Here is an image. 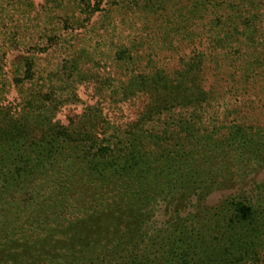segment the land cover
Returning <instances> with one entry per match:
<instances>
[{
    "label": "trees",
    "instance_id": "obj_1",
    "mask_svg": "<svg viewBox=\"0 0 264 264\" xmlns=\"http://www.w3.org/2000/svg\"><path fill=\"white\" fill-rule=\"evenodd\" d=\"M8 1L0 264H264V125L202 126L264 79V0Z\"/></svg>",
    "mask_w": 264,
    "mask_h": 264
},
{
    "label": "rangeland",
    "instance_id": "obj_2",
    "mask_svg": "<svg viewBox=\"0 0 264 264\" xmlns=\"http://www.w3.org/2000/svg\"><path fill=\"white\" fill-rule=\"evenodd\" d=\"M21 1L25 2L27 0ZM32 1L34 3L33 10L28 8L29 12L27 16H21L19 13H17L20 12V10H22L24 5L26 4L21 5V7L20 5H16L18 6L19 10L17 12L13 10V6L12 8L7 6L9 3L13 2L8 1L4 5V7L10 8V10L12 9V11H14L12 14H16V17H19L21 19V25L25 27L24 30H27L28 27L33 25V20L31 18H28L29 13L32 11H34L32 12V16H35L37 13L39 14L37 17L39 18L40 16L38 22L45 24L50 20V11L47 9V5L45 6V2H48V0ZM107 2L108 0H105V3L102 4L101 7H105ZM19 7L22 9H20ZM6 25L9 27V30H11L16 26V23H14L13 21H7ZM41 29L43 28L41 27ZM17 54V52H14L9 56L10 59H14ZM43 57H45V55ZM256 84L257 85L255 86V88H248V91H245L244 96H241L238 92L233 95H226V97L222 98V101L217 107L209 110V115H207L209 116V119L205 117V123L204 125H202L203 128L205 127L211 129L214 126L229 125L231 122L244 123L248 125H264V79H258L256 81ZM91 90L92 88L90 87L86 90L85 88L81 87L79 96L82 99V103L77 105H66L62 109L61 113L63 115H67L70 111L73 110L79 112L83 106L85 107L86 104L89 105L95 103L96 100L93 98V93L91 92ZM15 98V92L10 93V95H8V100L6 101V103H16ZM84 101H86V103H84ZM142 111V103L133 100L125 102L121 105H118L117 108L112 109L110 118L115 120L116 124L124 125L137 119ZM63 115L62 117H64ZM261 177H264V172L262 173ZM221 196L222 195L220 194V192H218L209 199V202L215 203Z\"/></svg>",
    "mask_w": 264,
    "mask_h": 264
}]
</instances>
